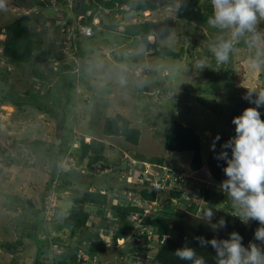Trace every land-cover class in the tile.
I'll return each mask as SVG.
<instances>
[{
    "label": "rangeland",
    "instance_id": "obj_1",
    "mask_svg": "<svg viewBox=\"0 0 264 264\" xmlns=\"http://www.w3.org/2000/svg\"><path fill=\"white\" fill-rule=\"evenodd\" d=\"M51 1V6L36 8L35 11L41 18L49 20L62 18L61 21L64 22L62 10L67 11L70 16L73 15V9L70 7L59 9L53 5V0ZM156 1L160 7L153 12H143L142 17L125 13L104 16L105 23L121 20L116 31H103L101 35L97 34L94 37L81 39V45L86 49L85 70L82 77L85 81L89 80V84L85 86L86 90L90 89V84L92 90L83 92V95L88 96L87 99L89 98L86 104L77 97L79 90H75L76 96L74 95L65 110L68 115L63 128H60L59 117L47 120L42 114L36 115L35 111L33 117H29V119H21L18 115L17 121L12 117V107H2L4 111L0 112V159L12 162V166H6L4 170H0V242H12L18 234H26L32 226L33 233L39 232L41 228L44 231L43 235L57 236L61 241L67 242L68 229L59 228V223L54 220V217L57 206H61L60 212L63 215L67 213L72 204L68 200V196L81 195V186L75 185L71 190L57 187L59 193L57 194L56 184L59 182L53 181L51 187L48 188L46 182L50 179L51 173L57 176L59 171L63 172L62 170L72 168L75 159L68 151L74 150V148L77 150L76 140L81 135L84 136L85 141H89L91 137L105 141L106 160L104 162L107 164L122 159L124 163L120 167H124L125 164L129 165L126 163V159L133 158L136 153H140L144 157L159 156L163 159L166 172L169 171V168L173 172H178L175 174L178 175V178L182 175L181 178L186 180L183 182L185 184L189 182L188 186L191 192L195 187L204 184L205 187H211L216 193H221L218 189L219 183L209 177V171L205 165L196 174L190 173L191 151L176 152L164 149L166 127L170 119H176L193 129L200 139L203 162L209 152V143L215 134L232 135L228 120L233 104L238 99L243 100L242 96L248 90L264 89V21H258L255 32L245 33L233 40L228 61L217 62L214 66L209 61V57L215 59L209 46L220 39H231V30H221L211 27L208 23H197L178 18L173 14V11L177 9L182 0ZM17 3H21V5H17ZM22 4L23 0H0V26H4L22 14L26 9ZM79 18H76L74 25L77 26L78 23L81 25ZM140 20H147L155 24L156 36H150V42H155L158 48L166 46L176 51L181 47V57L174 60L168 56H153L149 54L151 49L145 50L132 39H124V33L121 32L124 24ZM38 24L40 29L42 21ZM60 24L61 29L65 28L66 32H74L72 31L73 25L64 27L62 22ZM93 24H97V19L93 21ZM48 25L49 21L45 25L43 22L42 28L47 29V32H55V29L48 31ZM82 28H80V32ZM61 29H58V32H61ZM99 29V27L96 29L91 27L92 32H97ZM46 37H48L47 40L50 38L52 41L51 36ZM74 48L71 44L72 56L69 54L68 60L74 58L81 63L79 58L73 55L76 49ZM120 54H123V59L118 58ZM200 61H204L205 64L202 69L196 67ZM108 65L118 71L121 68L127 70V76L124 77L126 73L122 76L125 80V88L123 87L122 91L113 92L117 88V84H123L118 83L119 79H114L118 76L117 71L109 74ZM10 72L12 74L10 77L8 76L7 83H10L18 91H22L24 87H29L32 84L26 82L28 78L24 68L13 69ZM34 83L36 82L34 81ZM4 86L5 83L0 82V88H4ZM41 86L39 88H42ZM126 86H132L133 91L126 89ZM26 109L25 113L29 115L28 108ZM116 113L124 115L130 120L131 126L140 131L137 145H130L121 137L103 135L104 121ZM34 138H38V141L30 144ZM65 146H67V150L58 160L62 155L59 150L64 149ZM2 149H4L3 152ZM55 154L56 162L53 157ZM139 168H148V165L139 162L137 169ZM130 170L112 172L111 168L103 167L88 174L86 172L82 174L87 180L90 179L97 183L104 181L103 185L99 184L101 187H107L110 183L114 184V181L110 179L113 175H118V180L122 178L126 182V175ZM150 170L155 171L154 168ZM107 171L108 173H105ZM21 173L27 174L20 176ZM172 174L174 175V173ZM23 177L24 180H22ZM125 182L121 183V186L117 184L121 189L114 190L115 192L111 193L108 198L116 201L113 196L119 194V198L126 197L127 194L122 188L130 185ZM33 185L36 186L31 189ZM48 193L52 197L50 196L51 199H48L47 204L54 203L53 210L47 211L46 208V215L44 214L43 218L38 213L30 214L32 212L30 209L26 211L25 202L31 198L35 201L30 207H38L36 203L40 204L41 196L44 199V207L47 200V196L45 198L44 196ZM193 195L194 198H190L185 194L184 199L198 202L196 216L201 217V208L205 202L201 201L198 191ZM126 198L128 200V197ZM157 205L161 208V204L157 203ZM209 207L213 208L211 205ZM157 210L155 209V211ZM150 213H154L153 207L150 208ZM94 218L97 220L100 216H90L88 223L91 224ZM35 220L41 222L35 224ZM135 227L134 231H143L139 224ZM145 231L150 233L149 228H146ZM43 235L40 236L43 237ZM218 235L225 236L226 234L225 231H222ZM105 242L108 250L104 254L95 255L89 263L93 261V264H117L123 259L125 264H143L125 260L126 255L122 254L119 248L128 250L130 245L126 240L118 239L113 244L109 235L105 238ZM141 245H145V243L142 242ZM148 246L150 247L148 255H152L155 251V244H148ZM34 249L33 242L30 244L26 239H23V245L16 250L10 251L0 246V258L7 262L14 258L20 264H30Z\"/></svg>",
    "mask_w": 264,
    "mask_h": 264
},
{
    "label": "trees",
    "instance_id": "obj_2",
    "mask_svg": "<svg viewBox=\"0 0 264 264\" xmlns=\"http://www.w3.org/2000/svg\"><path fill=\"white\" fill-rule=\"evenodd\" d=\"M70 2L74 6L70 5ZM14 3L16 4V2ZM51 3V0H23L22 5L26 8L24 12L4 26H0V34L4 35L0 39V82L5 83L4 88H0V112L4 111L2 107L10 106L13 109L12 117L18 121V115L21 119H29V117H33L36 111V115L39 114L40 116L42 114L47 120L59 117L60 128H63L68 115L65 110L74 95L76 96L74 94L76 93L75 90H79L77 97L84 104L89 101V98L87 99L86 97L88 96L83 95V92H91L92 90L91 84L89 85L90 89L86 90L85 86L89 84V80L85 81L82 77L85 70L84 58L86 57V49L81 45V39L83 37H94L97 34L101 35L103 31H116L121 20L105 23L103 20L104 16L108 17L110 14L125 13L142 17L143 12L156 11L160 6L156 0H53V5H56L55 7L59 9H68V7L73 9L72 16L67 11L64 12L62 10V17L65 18L63 22L61 21L62 18H51L50 20L41 18L35 11L38 7L51 6ZM76 3H79L78 9L75 7ZM18 4L21 5V3ZM212 11L211 0H182L177 9L173 11V14L187 21L207 23ZM76 18L80 19L81 25L79 23L77 26L74 25ZM95 19H97V24H93ZM40 21H42V27L43 22L45 25L49 21L48 31L55 29L56 33L47 32V29L41 26L39 29L38 22ZM61 22L64 27L73 25L72 31L74 32H66L65 28L61 29ZM81 27H89L90 29L91 27L92 29L99 27L100 29L97 32H92L91 30L89 35H85L80 32ZM58 29H61V32H58ZM155 30L154 23L140 20L124 24L121 32L125 34L122 33L124 39H132L145 50L151 49L150 55L158 57L168 56L178 60L182 55L181 47L177 51L166 46L158 48L155 42L149 41L150 36H156ZM46 36H51L52 41H50V38L47 40L48 37ZM71 44L76 48H74L73 55L79 58L81 63L74 58H71L73 60H68L69 54L72 56L70 52ZM118 58L123 59V54H120ZM209 61L214 66L217 64L216 59L209 57ZM104 65L106 66V64ZM23 68L27 72L26 77L28 79L26 82L32 84L29 87H24L22 91H18L7 82L12 74L10 71ZM107 71L109 74L115 71L118 72V76L114 79H119L118 83L123 85L117 84V88L113 92H116V90L122 91V88H125V80L122 76L127 70L121 68L118 71L113 66L108 65ZM125 76H127V73ZM39 86L42 88H39ZM126 89L132 90V86H126ZM247 106L254 105H249L244 99H238L233 104L228 120L232 135H234L232 117L238 115ZM26 108H28L29 115L25 113L27 111ZM260 111L262 112L261 118L264 119V108H261ZM166 128L163 143L164 149L176 152L191 151L190 173L192 175L200 171L205 165L209 171V177L213 181L219 183L224 178L222 171L223 162L214 159L212 151L209 150L205 162H203L200 139L193 129L176 119H170ZM102 133L105 136L121 137L130 145H137L140 136V131L131 126L130 120L119 113L111 115L104 121ZM220 137L221 142H223L230 135L220 134ZM37 141L38 138H34L30 144H34ZM76 141L78 143L77 150L74 148V150L68 151L75 159L72 168L62 170L63 172L59 171L57 176L51 173L50 179L46 182L47 188L51 187L53 181L59 182L56 184L57 194H59L57 187L71 190L75 185L81 186V195L68 196V200L72 204L68 208L67 213L63 215L60 212L61 206H57V212L54 217V220L59 223V228L65 227L68 229L69 237L67 242L61 241L57 236L49 237L48 235H43L44 231L40 227L39 232L33 233L31 231L33 226L29 228L26 234H18L12 242H0L1 247L10 251L22 246L23 239H26L30 244L33 242L35 249L31 256L32 260L31 262L29 261L30 264H85L84 255H81V253L87 254L90 260L95 255L104 254L108 250L105 238L109 235L113 244L118 239H124L130 245L127 248L128 250L119 248L120 252L126 255L125 260L128 259V261H136L143 264H190V262L182 261L174 255V250L182 246L187 240L196 249L197 254L205 258L206 264H216L213 250L210 247L207 249L200 248L193 240L195 235L209 237V235L213 234L205 225L206 221H202L201 217L196 216L198 202L184 199L185 194L189 195L190 198H194V191H198L200 198L205 202L203 207L213 206V209H217L216 216L225 218L229 222V227L225 230V234L227 231L235 229L244 237L245 244L252 237V232L256 228L257 222L252 221L251 225H244L238 219L232 217V212L230 211L233 209L230 198L226 193H216L211 187H205L204 184L197 186L191 192L188 186L189 182H186V184L182 183L175 175L178 172H173L169 168V177L167 179L159 178L156 181V174L160 168L156 167V165L165 166L162 157H144V155L136 153L133 158L126 159V163H129L131 168L128 164L120 167L124 163L122 159H118L111 164L104 162L106 160L104 152L106 148L105 141L94 137H91L89 141H85L82 135ZM219 148L220 145L218 143L217 151H219ZM66 150L67 146L59 150L62 155L59 156L58 160L63 157V153ZM1 151L3 152L4 149ZM53 157L56 162V154ZM140 161L149 162L155 167V173L151 174L152 181L145 178L143 172L138 171L137 165ZM6 166H12V162L1 158L0 170H4ZM103 167L106 169L111 168L112 172L131 169L129 172H131L132 181L126 183L122 178L118 180V175H113L110 179L114 181V184L110 183L107 187H101L99 183L103 185L104 181L97 183L90 179L87 180L82 174L84 172L88 174L95 169ZM105 173H108V171ZM26 174L21 173L20 176ZM184 174L187 173L184 172ZM71 175L75 177H68ZM24 179L23 177L22 180ZM191 179L194 178L191 177ZM124 182L130 185L122 188L125 190L128 200L126 197L119 198V194L113 196L116 201L109 199V195L115 192L114 190L121 189V183ZM117 184H120V186ZM35 186L33 185L31 189ZM48 195L49 193L44 198ZM29 201L32 205L35 199L31 198ZM43 201L44 199L41 196L40 204L35 202L38 207H30L28 202H25L26 211L30 209L32 210L30 214L38 213L43 218L47 208L45 204L43 207ZM157 203L163 206H161L162 209L158 213L143 217L139 222L142 227L150 226L152 228L151 232H139V230L131 232V229H136L137 222L129 219V217L137 214L141 218L146 213L145 209L149 206L154 209H160ZM146 206L147 208H145ZM26 215L28 214L26 213ZM96 215H99L100 218H97V220L94 218V221L89 224L88 219L90 216L95 217ZM37 222L41 221H34L35 224ZM39 234L43 235V237ZM142 242L145 245H141ZM152 243L155 244V251L152 255H148L150 250L148 244ZM85 260L88 261L87 259ZM0 264L20 263L14 258L10 262L3 261L0 258ZM117 264H125V262L122 259Z\"/></svg>",
    "mask_w": 264,
    "mask_h": 264
},
{
    "label": "clouds",
    "instance_id": "obj_3",
    "mask_svg": "<svg viewBox=\"0 0 264 264\" xmlns=\"http://www.w3.org/2000/svg\"><path fill=\"white\" fill-rule=\"evenodd\" d=\"M211 7L213 11L207 23L213 28L231 30V39H220L209 46L217 62L224 63L229 59L233 40L245 33L255 32L258 21H264V0H211ZM0 35L4 37L3 34ZM204 66V61L196 65L201 69ZM242 99L254 106H247L238 115L233 116L234 135L221 142L220 134H215L209 143V150L214 153V159L223 162L224 178L219 182L218 189L230 198L233 209L231 216L244 225L255 221L257 226L247 244L244 243V237L235 229L227 231L225 236H219L218 233L228 229L229 222L225 218H218L215 209L202 207L201 220L206 221L205 225L213 235L211 237L195 235L193 240L200 248L210 247L213 250L216 264H264V119L261 118L260 111L264 108V89L248 90ZM140 162L147 164L151 169L155 168L149 162ZM181 177L182 175L177 179ZM147 179L151 180V174ZM180 180L182 183L186 181L183 178ZM50 196V194L47 196L45 206L52 197ZM201 201L204 202L202 199ZM53 206L51 210L54 209ZM150 208L145 209L146 213L141 218L133 214L129 219L135 220L138 226L143 217L158 213L162 209H158L157 212L154 209V213H150ZM142 228L143 231L149 228L150 232L152 229L150 226ZM133 231L134 228L131 229V232ZM81 255H84L85 264H93V261L89 263L87 254ZM174 255L190 264H206L205 258L198 255L187 240L174 250Z\"/></svg>",
    "mask_w": 264,
    "mask_h": 264
},
{
    "label": "built area",
    "instance_id": "obj_4",
    "mask_svg": "<svg viewBox=\"0 0 264 264\" xmlns=\"http://www.w3.org/2000/svg\"><path fill=\"white\" fill-rule=\"evenodd\" d=\"M81 32L83 33V34H85V35H89L90 33H91V29L89 28V27H83L82 29H81ZM3 36L2 35H0V39L2 38ZM160 168H159V170L157 171V174H156V178H155V180L157 181L159 178H161V179H167L168 177H169V175L170 174H168V172H166V168L164 167V166H159ZM149 168V167H148ZM144 168L143 170H140L141 172H143L144 173V175H145V178H148V176H149V174H154L155 173V171H151L150 169L151 168ZM139 171V170H138ZM139 171V172H140ZM137 175V174H136ZM178 177V176H177ZM181 179V178H180ZM126 180H127V182H131L132 181V175H131V172H129V174L126 176ZM140 181H142V180H140ZM51 199V198H50ZM53 204L54 203H48L47 205H49L48 207H47V209L49 210V209H51V207L53 206ZM150 207V206H149Z\"/></svg>",
    "mask_w": 264,
    "mask_h": 264
},
{
    "label": "water",
    "instance_id": "obj_5",
    "mask_svg": "<svg viewBox=\"0 0 264 264\" xmlns=\"http://www.w3.org/2000/svg\"><path fill=\"white\" fill-rule=\"evenodd\" d=\"M78 7H79V3L76 4V8H78ZM27 202H28L29 206H31V202L29 200H27Z\"/></svg>",
    "mask_w": 264,
    "mask_h": 264
}]
</instances>
